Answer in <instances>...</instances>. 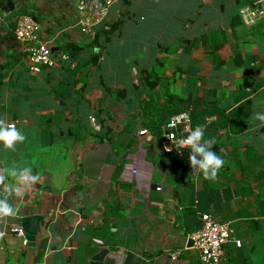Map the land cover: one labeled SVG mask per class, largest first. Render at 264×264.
Returning a JSON list of instances; mask_svg holds the SVG:
<instances>
[{"label": "crops", "instance_id": "0c3cea01", "mask_svg": "<svg viewBox=\"0 0 264 264\" xmlns=\"http://www.w3.org/2000/svg\"><path fill=\"white\" fill-rule=\"evenodd\" d=\"M33 1L59 64L30 69L14 32L26 14L2 11L3 0L0 127L18 121L24 139L0 142V200L14 209L0 216V264H89L102 246L146 264H202L189 246L202 213L234 230L221 264H264V19L244 25L250 3L117 0L97 45L78 25V0ZM188 104L213 112L203 133L220 122L209 134L224 162L214 179L198 166L181 180L163 147L160 123ZM31 214L44 220L24 245L16 229Z\"/></svg>", "mask_w": 264, "mask_h": 264}, {"label": "built area", "instance_id": "2783aa9c", "mask_svg": "<svg viewBox=\"0 0 264 264\" xmlns=\"http://www.w3.org/2000/svg\"><path fill=\"white\" fill-rule=\"evenodd\" d=\"M117 0H78L76 12L78 25L82 32L91 37L95 36V27L104 24L108 18L112 5ZM242 21L245 26L251 27L264 19V0H255L252 4L240 9ZM16 27L14 29L17 40L25 46L27 62L32 71H40L41 66L56 67L59 61L53 53V38H44L42 24L30 15H18L15 17ZM63 54L61 59H68ZM95 121V117H92ZM18 121L8 125L17 126ZM194 131L189 111L180 112L172 116L162 129V144L166 152L171 153L173 149H184L190 147H178L183 139H186ZM148 131L143 129L141 135ZM201 227L190 235L194 247L199 251L202 264H221L226 253V246L235 239L234 230L229 222L217 220L210 213L201 214ZM23 238L24 245L28 244L25 231L22 227L16 229ZM96 244H103L100 239L94 240ZM239 243V242H238ZM176 258V255H173Z\"/></svg>", "mask_w": 264, "mask_h": 264}, {"label": "water", "instance_id": "95a60500", "mask_svg": "<svg viewBox=\"0 0 264 264\" xmlns=\"http://www.w3.org/2000/svg\"><path fill=\"white\" fill-rule=\"evenodd\" d=\"M26 8V0H4L1 10L6 13H12L19 9ZM33 19L38 21L37 16H33ZM193 152L191 148L173 149L171 151V157L174 161L182 165L181 180L193 173L199 166H192L190 156ZM197 160H202L203 157L200 154H196ZM44 220L42 215L31 214L22 217V228L24 229L26 239L31 245H34L37 239V235L41 233V222ZM193 239H189V246H193ZM147 259L141 255L132 252L130 250H111L109 246H102L89 257V264H146Z\"/></svg>", "mask_w": 264, "mask_h": 264}, {"label": "clouds", "instance_id": "9594fccd", "mask_svg": "<svg viewBox=\"0 0 264 264\" xmlns=\"http://www.w3.org/2000/svg\"><path fill=\"white\" fill-rule=\"evenodd\" d=\"M258 118L261 121H264V115H259ZM2 124V121H0ZM203 131L197 127L191 134L179 142L178 147H190L193 149V152L190 156L192 166L199 164L200 169L203 170L206 178L214 179L217 175V171L222 167L223 160L220 159L214 151H212L213 142L210 140H204ZM24 137L19 135L15 129V126H12V130H5L3 127H0V142H3L5 147H11L16 140H23ZM196 154H200L203 159L197 160ZM211 172V175H209ZM2 179V178H0ZM37 177H28L23 174L17 176V180L20 183H24L29 180H35ZM18 191V189H16ZM14 215L13 205L8 202V200H0V216H9Z\"/></svg>", "mask_w": 264, "mask_h": 264}, {"label": "trees", "instance_id": "16d2710c", "mask_svg": "<svg viewBox=\"0 0 264 264\" xmlns=\"http://www.w3.org/2000/svg\"><path fill=\"white\" fill-rule=\"evenodd\" d=\"M255 0H240L239 1V3H238V5H241V4H243V5H245V3L246 2H248V3H250V4H252L253 2H254ZM3 2V0H0V5H1V3ZM36 10H37V6H36V4H35V2L33 1V0H26V8L25 9H21L20 10V14H26V15H34V14H36ZM233 23L234 24H237L238 23V15H235L234 16V19H233ZM240 23V22H239ZM103 31L102 32H107V33H109V31H106L105 29H102ZM100 34H98V35H96L95 37H94V39H93V42H94V44H97L98 45V43H99V39H98V36H99ZM73 47V46H72ZM71 49H73V48H71ZM100 49V48H99ZM74 50V49H73ZM73 50H72V52H70L71 54L69 55V58L70 59H73V58H75V56H76V53L74 54V52H73ZM76 51V50H75ZM100 55H101V51H99L98 53L96 52L92 57H91V60H92V63L93 64H97L98 63V61H99V58H100ZM73 57V58H72ZM149 74H148V78H147V84H149ZM200 104V103H199ZM202 105V104H201ZM201 105H198L197 104V106H195V107H192L191 108V106L189 107V104L186 106V111H189L190 112V116H191V120H192V126H193V128L194 129H196L197 127H199V126H201L203 123H205V121H206V119L208 118V117H210L212 114L211 113H213V112H211L210 111V109L209 108H204V110L203 111H200L199 109H200V107H201ZM181 112V111H180ZM179 111L177 112V114L178 113H180ZM184 112V111H183ZM219 113H222V112H219ZM176 115V114H175ZM172 116H174V114L173 115H170V116H168L165 120H163L164 122H162V123H160L161 125H162V127L169 121V119L172 117ZM221 116V115H220ZM219 126H221L220 125V122L219 123H217V124H212L211 126H209L207 129H206V131L204 132V137H203V139L204 140H210V141H212V138H211V136L209 135L210 133H215L217 130H218V128H219ZM161 127V126H160ZM162 129V128H161ZM201 227V226H200ZM96 250H94L92 253H94ZM81 263H85V261H83V260H81Z\"/></svg>", "mask_w": 264, "mask_h": 264}]
</instances>
